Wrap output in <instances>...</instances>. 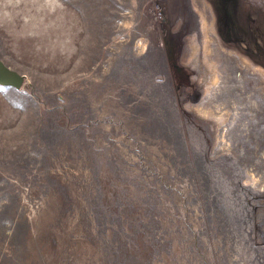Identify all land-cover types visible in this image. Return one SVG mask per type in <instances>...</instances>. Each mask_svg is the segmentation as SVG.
I'll use <instances>...</instances> for the list:
<instances>
[{"label": "rangeland", "instance_id": "rangeland-1", "mask_svg": "<svg viewBox=\"0 0 264 264\" xmlns=\"http://www.w3.org/2000/svg\"><path fill=\"white\" fill-rule=\"evenodd\" d=\"M216 1L0 0V264H264V0Z\"/></svg>", "mask_w": 264, "mask_h": 264}, {"label": "water", "instance_id": "water-1", "mask_svg": "<svg viewBox=\"0 0 264 264\" xmlns=\"http://www.w3.org/2000/svg\"><path fill=\"white\" fill-rule=\"evenodd\" d=\"M23 76L16 70L10 69L0 59V85L11 88H19L22 84Z\"/></svg>", "mask_w": 264, "mask_h": 264}, {"label": "trees", "instance_id": "trees-1", "mask_svg": "<svg viewBox=\"0 0 264 264\" xmlns=\"http://www.w3.org/2000/svg\"><path fill=\"white\" fill-rule=\"evenodd\" d=\"M209 1L211 2V5H213L214 7H216L218 4V2L216 0H209ZM169 59H170V56H169Z\"/></svg>", "mask_w": 264, "mask_h": 264}, {"label": "bare ground", "instance_id": "bare-ground-1", "mask_svg": "<svg viewBox=\"0 0 264 264\" xmlns=\"http://www.w3.org/2000/svg\"><path fill=\"white\" fill-rule=\"evenodd\" d=\"M123 18H124V16H123ZM204 24H206V21L204 20ZM207 26V25H206ZM140 41V40H139ZM242 64L245 66V67H250L249 65H247V63H244V62H242ZM241 73V72H240ZM240 77H242V75L240 76Z\"/></svg>", "mask_w": 264, "mask_h": 264}]
</instances>
